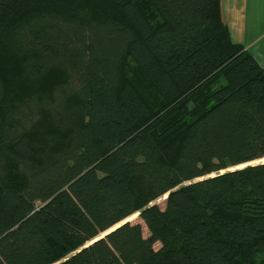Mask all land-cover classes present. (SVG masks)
<instances>
[{"label": "trees", "instance_id": "trees-1", "mask_svg": "<svg viewBox=\"0 0 264 264\" xmlns=\"http://www.w3.org/2000/svg\"><path fill=\"white\" fill-rule=\"evenodd\" d=\"M263 158L220 0H0V264H264Z\"/></svg>", "mask_w": 264, "mask_h": 264}, {"label": "crops", "instance_id": "crops-1", "mask_svg": "<svg viewBox=\"0 0 264 264\" xmlns=\"http://www.w3.org/2000/svg\"><path fill=\"white\" fill-rule=\"evenodd\" d=\"M220 7L232 40L264 66V0H220Z\"/></svg>", "mask_w": 264, "mask_h": 264}, {"label": "rangeland", "instance_id": "rangeland-1", "mask_svg": "<svg viewBox=\"0 0 264 264\" xmlns=\"http://www.w3.org/2000/svg\"><path fill=\"white\" fill-rule=\"evenodd\" d=\"M261 162H264V158L263 159H260V160H255V161H253V162H250V163H248V164H246V165H252V164H257V163H261ZM240 167H242V166H240ZM240 167H237V168H240ZM164 198H165V196H163V197H161V198H158L156 201H155V203H157L158 205H160L161 207L164 205ZM124 221H132V222H134V221H137V214H135V215H132L131 217H129L128 219H126V220H124ZM144 234H145V232H144ZM146 235V234H145ZM157 246V245H156Z\"/></svg>", "mask_w": 264, "mask_h": 264}, {"label": "water", "instance_id": "water-1", "mask_svg": "<svg viewBox=\"0 0 264 264\" xmlns=\"http://www.w3.org/2000/svg\"><path fill=\"white\" fill-rule=\"evenodd\" d=\"M166 196H167V195H165V198H166ZM165 198H164V199H165ZM124 222H126V221H123V223H124ZM117 226H119V225H117ZM112 229H113V228H112ZM104 234H106V233H104ZM102 236H103V235H102ZM102 236H101V237H102Z\"/></svg>", "mask_w": 264, "mask_h": 264}]
</instances>
